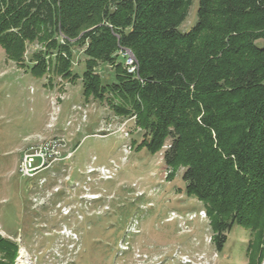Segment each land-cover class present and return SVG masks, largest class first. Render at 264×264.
Instances as JSON below:
<instances>
[{
  "label": "trees",
  "instance_id": "16d2710c",
  "mask_svg": "<svg viewBox=\"0 0 264 264\" xmlns=\"http://www.w3.org/2000/svg\"><path fill=\"white\" fill-rule=\"evenodd\" d=\"M193 0H0V47L22 63L28 42L58 51L56 72L72 75V44L85 48L86 98L106 99L134 117L144 135L137 145L163 151L167 179L184 168L186 192L202 202L218 250L234 224L252 230L246 264L264 260V0H200L198 21L179 31ZM128 47L137 74L117 63ZM65 51L66 56L61 52ZM32 72L46 71L43 53ZM115 67L104 84L94 68ZM167 146V147H166ZM166 147V148H165ZM164 149V150H163ZM18 244L0 235L12 264Z\"/></svg>",
  "mask_w": 264,
  "mask_h": 264
},
{
  "label": "rangeland",
  "instance_id": "374dc122",
  "mask_svg": "<svg viewBox=\"0 0 264 264\" xmlns=\"http://www.w3.org/2000/svg\"><path fill=\"white\" fill-rule=\"evenodd\" d=\"M199 6L193 0L180 32L196 25ZM83 33L56 36L72 44L71 79L56 72L60 53L39 41L27 43L22 63L0 47V235L18 244L12 264H246L252 230L234 224L218 250L204 205L186 192L185 169L167 179L163 151L137 147L145 132L135 118L116 113L108 96L85 97L88 42L75 44ZM122 48L135 57L120 46L121 66ZM38 53L47 63L39 76ZM93 72L105 85L116 80L110 63ZM55 136L66 143L61 155L28 187L25 151ZM0 260L8 263L2 252Z\"/></svg>",
  "mask_w": 264,
  "mask_h": 264
},
{
  "label": "built area",
  "instance_id": "2783aa9c",
  "mask_svg": "<svg viewBox=\"0 0 264 264\" xmlns=\"http://www.w3.org/2000/svg\"><path fill=\"white\" fill-rule=\"evenodd\" d=\"M122 51L124 55L129 57L126 58V60L128 59L127 62L125 60V63L122 64L123 68L127 69L129 73L137 74L138 76L139 65L135 64V62H137L136 58L130 51L126 52L125 48H122ZM62 142L64 143V138L62 136H55L54 138L47 139L45 143L42 142V144L40 143L32 146V152L28 150L25 151L24 160L26 162V167L21 168L20 173L26 178L28 187L33 186L34 175L42 171H46L54 166L53 163L55 160H52L51 155L55 154L57 156L59 154L56 153V151L61 147V144H63ZM194 217L195 215L191 216L192 219Z\"/></svg>",
  "mask_w": 264,
  "mask_h": 264
}]
</instances>
